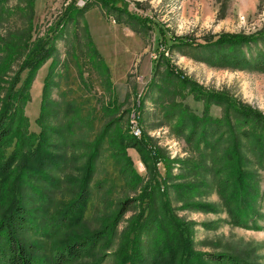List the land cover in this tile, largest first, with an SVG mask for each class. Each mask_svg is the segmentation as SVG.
Segmentation results:
<instances>
[{
    "label": "rangeland",
    "instance_id": "obj_1",
    "mask_svg": "<svg viewBox=\"0 0 264 264\" xmlns=\"http://www.w3.org/2000/svg\"><path fill=\"white\" fill-rule=\"evenodd\" d=\"M125 2L128 9H119ZM68 6L66 20L59 25ZM78 8L81 13L74 12ZM146 17L162 22L168 33L204 42L225 32L251 34L263 29L264 0H0V115L11 92L12 110L5 117L9 119L14 110L26 117L21 124L15 122L13 134L0 145L1 161L15 159L8 175L0 178V221L12 201H20L29 221L20 237L33 245L39 260L48 261L69 241L107 231L88 255L63 264H88L102 256V264H120L119 248L125 240L124 264H131L128 258L137 247L152 257L156 231L141 235L139 241L135 225L141 218L153 217L189 222L196 252H231L264 264V157L251 153V139L241 138L249 159L245 168L254 172L252 214L257 213L258 228L235 225L222 187L225 173L216 171L224 148L206 150L203 144L197 146L195 137L188 141L176 132L178 119L169 115L170 91L164 87L167 96H160L152 81L158 49ZM46 35H54L56 54L41 64L28 87H23L27 71L19 83L12 84L28 48ZM167 47L157 83L164 84L161 76L171 66L204 90L229 92L264 114V71L214 66ZM184 85L177 101L187 113L203 114L206 100ZM22 90L27 98L20 97ZM134 110L140 115L143 138L153 139L171 161L169 167L163 161L157 164L155 179L136 148L126 150L133 161L128 167L129 159L120 154L132 140ZM210 112L223 115L217 104L210 106ZM42 138L43 148L58 155L57 164L39 162L47 160L38 157L37 143ZM132 169L142 178L136 183ZM183 173L186 178L177 179ZM163 178L191 182L197 189L169 187L161 184ZM148 186V194L143 193ZM3 188L14 195L5 205ZM85 189L90 190L85 205L72 209ZM128 199L129 208L117 223L119 216L115 217ZM164 201L171 206L167 208ZM200 201L214 208L192 204Z\"/></svg>",
    "mask_w": 264,
    "mask_h": 264
},
{
    "label": "trees",
    "instance_id": "obj_2",
    "mask_svg": "<svg viewBox=\"0 0 264 264\" xmlns=\"http://www.w3.org/2000/svg\"><path fill=\"white\" fill-rule=\"evenodd\" d=\"M124 2V1H123ZM114 6H116L114 4ZM61 16L60 23L67 17L68 9ZM128 9V2H125L119 9ZM81 13L79 8L74 12ZM71 17H68L70 19ZM144 21L148 22L150 28H154L155 43L158 51L156 52L155 59L153 60V84H157L160 90V96H167L166 91L163 89L166 87L170 92L172 110L169 113L171 118H177L176 132L178 134H185L188 141L192 138H196L197 146L206 150L209 149H223V154L218 157L217 163L220 164L218 173H225L223 179V189L226 191L227 207L232 213V221L235 225L248 227L256 226L255 216L257 213H253L254 202L256 194L252 192L254 175L253 171L245 168L249 159L242 151L244 146L242 137L249 140L251 153H257L258 156L264 157V114L256 110L254 107L242 103L240 100L229 96V92L226 91H207L201 88L199 83L193 79L188 78L180 70H176L173 67H169L166 76H161L164 84L157 83L160 79L161 61L165 57V49L178 48L185 54L205 61L214 66H228L233 68H252L259 71H264V28L256 33H221L218 36L212 35L204 42H196L194 37L188 35H174L168 33L167 27L160 21L154 20L150 17L144 18ZM34 45L29 47L25 58L19 65L16 73L15 82L17 83L24 71H27L25 78L24 89L28 87L33 80L37 69L46 60L51 58L57 52V45L54 35H46L38 40L34 41ZM262 43V44H260ZM163 50H162V49ZM19 83V82H18ZM185 84L191 87V91L195 93V97L203 98L206 100V105L203 114H196L194 112L187 113L186 109L181 106V103L177 101L178 95L182 93L183 86ZM49 87V82L46 85ZM200 88L201 90H199ZM14 95L9 92L2 104L3 113L0 115V145L4 143L13 134L15 122L21 124V121H26V117L22 111L14 110V112L8 117L6 114L10 113L12 108L10 107ZM20 97L27 98L26 92L22 90ZM19 97V98H20ZM16 101V100H15ZM140 107L143 100L140 99ZM217 104L222 107V117L213 116L210 112V106ZM169 117V118H170ZM170 118V119H171ZM27 124V123H26ZM113 124L110 122V125ZM242 126H246L243 129ZM106 131V129H105ZM12 132V133H11ZM18 134L17 131H14ZM10 135V136H9ZM47 137V136H46ZM131 141H127L124 147L121 148L120 154L125 155L129 161L127 167L133 164L132 159L127 154V148H136L141 156V159L152 172L153 179L157 178L156 170L157 164L161 161L170 166V160L167 154L160 148L155 147V141L149 137L146 139L137 138L131 134ZM45 138L38 141L37 151L38 157H47L46 162L41 160L39 162L46 164H57L58 155H54L49 149L43 148L42 142ZM226 142V146L224 145ZM122 143V141H121ZM97 154V153H96ZM1 149H0V158ZM15 159L9 157L5 160H0V178L8 175V169L10 170L12 162ZM89 171L91 170V163L88 165ZM198 168V165H195ZM33 168V166H32ZM132 181L136 183L141 176L132 169ZM254 173V172H253ZM186 173L177 175V179L186 178ZM172 175V174H171ZM179 177V178H178ZM161 181V180H160ZM172 181V180H171ZM163 178L161 184L176 186L177 189H197V184L191 182L180 183L176 181L173 183ZM151 183V182H150ZM157 184L160 183L157 181ZM158 186V185H157ZM2 193V203L5 205L8 199L13 200L14 195L12 191L8 194L6 188ZM149 186L144 188L145 194H148ZM90 190L85 189L80 198L74 202L72 209H80L85 205L86 200L89 197ZM17 198H15L16 200ZM10 201V202H11ZM130 200H124L120 211L116 215L117 223L120 218L128 210L127 204ZM167 208L171 206L170 201L163 202ZM193 205H198L201 208H214L211 203L206 202H192ZM203 210V209H202ZM255 221V222H254ZM61 222V220H59ZM111 222H107L106 225H110ZM29 224L27 217L25 216L24 208L20 201H12L11 205L3 213L0 221V264H63L66 262L77 260L81 257L88 255L92 249L96 248L103 237L107 234L106 230H100L99 232L92 233L90 235L82 236L71 240L60 248L56 249L54 258L52 260L43 258L39 260L34 252L33 245H27L25 241L20 237V230ZM189 222L173 218L163 217L157 220V217L151 219L141 218L135 229H137V236L147 235L153 231L155 233L156 253H153L152 257H147L142 252V249L137 247L133 250L132 256L128 258L131 264H260L256 261L240 258L235 253L231 252H196L194 251V239L192 236V229ZM258 228V225L256 226ZM260 229V228H259ZM54 232V230L52 231ZM139 234V235H138ZM127 240L121 243L119 253H121V262L126 260V248ZM125 257V259H124ZM97 260L88 264H102L104 259ZM119 264V263H118Z\"/></svg>",
    "mask_w": 264,
    "mask_h": 264
},
{
    "label": "built area",
    "instance_id": "obj_3",
    "mask_svg": "<svg viewBox=\"0 0 264 264\" xmlns=\"http://www.w3.org/2000/svg\"><path fill=\"white\" fill-rule=\"evenodd\" d=\"M139 118H140L139 113L136 110H134L131 113V117H130V128H131L132 135L137 137V138H141L143 135V129H142V126L140 124ZM142 166H144V165H142Z\"/></svg>",
    "mask_w": 264,
    "mask_h": 264
}]
</instances>
